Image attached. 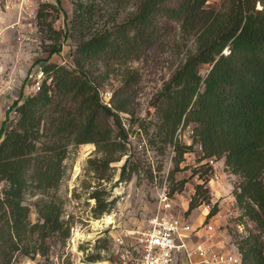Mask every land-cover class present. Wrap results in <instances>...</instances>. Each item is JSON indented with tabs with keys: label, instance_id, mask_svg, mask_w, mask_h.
<instances>
[{
	"label": "trees",
	"instance_id": "obj_1",
	"mask_svg": "<svg viewBox=\"0 0 264 264\" xmlns=\"http://www.w3.org/2000/svg\"><path fill=\"white\" fill-rule=\"evenodd\" d=\"M207 1L73 2L64 37L77 39L74 66L44 64L40 87L14 102L1 127L0 264H14L16 252L46 255L47 239L69 235L59 189L71 144L93 142L103 155L90 157L89 166L99 179H110L106 168L126 153L120 112L129 111V91L140 77L130 62L158 43L181 57L152 96L149 142L161 152L172 147V175L197 143L206 172L213 171L210 158H224L225 169L238 176L233 189L238 219L247 217L256 225L235 238L241 264H264V0H218L212 6ZM54 10L56 4L49 1L37 8L39 28L55 40L50 53L61 49L63 34L49 19ZM112 74H121L123 84L110 96V105L103 102L99 86ZM189 125L193 141L186 143L177 132ZM127 165L121 178L132 173ZM208 179L195 185L187 212L210 201L208 188L203 189ZM187 180H178L179 189ZM28 192L39 195L34 222L25 203ZM92 196L97 217L111 209L113 200L107 201L100 189ZM218 210L215 202L208 217Z\"/></svg>",
	"mask_w": 264,
	"mask_h": 264
},
{
	"label": "rangeland",
	"instance_id": "obj_2",
	"mask_svg": "<svg viewBox=\"0 0 264 264\" xmlns=\"http://www.w3.org/2000/svg\"><path fill=\"white\" fill-rule=\"evenodd\" d=\"M9 1L14 4L6 8L7 0H0V85H5L6 89L0 95V133L3 121L13 113L14 102L36 90L34 81L44 64L58 62L74 66L72 54L77 43L74 36L64 37L75 0H29L26 8L22 9L17 5V0ZM42 1L56 4L57 10L52 12L49 19L52 18L56 29H63L58 41L61 49L53 53H50L49 44L55 40L37 24V8ZM217 2L208 0L207 6L216 5ZM34 8L36 12L33 14ZM176 24L173 23L174 26ZM190 45L192 49L195 48L193 41H190ZM180 57L174 49L158 43L139 59L130 62L140 77L129 91V111L120 112L126 133L121 139L126 153H116L120 154V159L111 161L106 168L110 179L101 180L98 173L90 168L89 158L101 157L102 152L93 142L71 144L65 159L66 173L59 189L64 202L63 217L70 227L69 235L47 239L50 250L46 255L39 251L29 254L16 252L14 264H130L121 258L115 236L124 229L147 225L156 207L158 192L165 184L169 190L176 188L172 197L173 210L178 216L194 224L212 223L215 230L211 242L224 240L229 251H238L235 243L238 232L246 233L248 229H255L256 225L247 217L242 218L243 221L238 219L240 209L233 193L238 176L225 169L224 158L209 160L213 171L206 172L205 168L200 167L206 159L199 158L202 149L197 143L192 151L185 153L184 160L180 162L181 169L172 175L175 166L172 147L161 152L149 142L152 121L155 119L152 96L169 78ZM111 76L99 86L103 102L110 105V96L123 84L121 74ZM192 133V126L189 125L180 128L177 136L181 141L191 143ZM117 138L120 140V137ZM125 162L128 164L127 171L129 167H133V170L129 177L121 178ZM206 177L209 179L203 189L208 188L210 201L204 200L187 212L195 185ZM181 178L188 180L179 189L178 180ZM4 184L0 180V193ZM96 188L100 189L107 201L113 200L111 209L99 217L95 215L96 199L92 196ZM38 197L30 192L25 195V203L30 206L29 219L33 222L38 219L35 205ZM215 202H218L219 210L208 217ZM104 219H110V222ZM201 237L199 233L191 235V245H195ZM184 261L180 256L173 264H187Z\"/></svg>",
	"mask_w": 264,
	"mask_h": 264
},
{
	"label": "built area",
	"instance_id": "obj_3",
	"mask_svg": "<svg viewBox=\"0 0 264 264\" xmlns=\"http://www.w3.org/2000/svg\"><path fill=\"white\" fill-rule=\"evenodd\" d=\"M16 3L22 9L29 0H17ZM13 4L7 0L5 7L10 8ZM35 12L36 9H32V13ZM44 76L42 68L34 81L36 89ZM5 91V85H0V95ZM124 230L115 236V242L125 263L173 264L181 254L190 264H241L238 251L217 248L211 242L215 230L212 223L194 224L174 212L173 197L166 184L158 192L157 204L147 225ZM196 233L202 237L191 245V235Z\"/></svg>",
	"mask_w": 264,
	"mask_h": 264
},
{
	"label": "crops",
	"instance_id": "obj_4",
	"mask_svg": "<svg viewBox=\"0 0 264 264\" xmlns=\"http://www.w3.org/2000/svg\"><path fill=\"white\" fill-rule=\"evenodd\" d=\"M224 240H220V239H215L213 242L216 244V247L217 248H221V249H226V250H228V247H227V245H225V243L223 242ZM224 246V248H222ZM234 251H236L237 252V250H235L234 249ZM180 256L183 258V256L180 254ZM179 256V257H180ZM184 263L185 262H187V264H190V262L188 261V260H186L185 258H184ZM202 264V263H201Z\"/></svg>",
	"mask_w": 264,
	"mask_h": 264
},
{
	"label": "bare ground",
	"instance_id": "obj_5",
	"mask_svg": "<svg viewBox=\"0 0 264 264\" xmlns=\"http://www.w3.org/2000/svg\"><path fill=\"white\" fill-rule=\"evenodd\" d=\"M104 220H105V222H107V223L110 222V219H104Z\"/></svg>",
	"mask_w": 264,
	"mask_h": 264
}]
</instances>
